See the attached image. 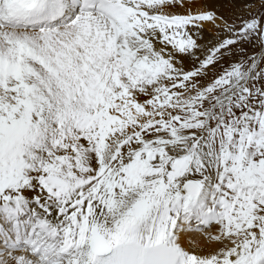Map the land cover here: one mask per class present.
<instances>
[{
	"label": "snow or ice",
	"instance_id": "6c2138e0",
	"mask_svg": "<svg viewBox=\"0 0 264 264\" xmlns=\"http://www.w3.org/2000/svg\"><path fill=\"white\" fill-rule=\"evenodd\" d=\"M0 264H264V0H0Z\"/></svg>",
	"mask_w": 264,
	"mask_h": 264
},
{
	"label": "bare ground",
	"instance_id": "6f19581e",
	"mask_svg": "<svg viewBox=\"0 0 264 264\" xmlns=\"http://www.w3.org/2000/svg\"><path fill=\"white\" fill-rule=\"evenodd\" d=\"M218 2H219V0H218Z\"/></svg>",
	"mask_w": 264,
	"mask_h": 264
}]
</instances>
